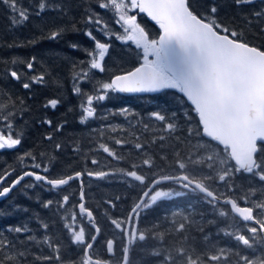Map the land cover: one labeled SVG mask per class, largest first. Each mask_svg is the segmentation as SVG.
I'll list each match as a JSON object with an SVG mask.
<instances>
[{
	"label": "trees",
	"instance_id": "trees-1",
	"mask_svg": "<svg viewBox=\"0 0 264 264\" xmlns=\"http://www.w3.org/2000/svg\"><path fill=\"white\" fill-rule=\"evenodd\" d=\"M40 2L41 0H18V10L23 8L29 13V19L22 25L14 24L12 21L15 14L7 5L0 3V127L9 128L11 125L13 136L21 138V144L16 151L11 150L9 154L13 163L8 166L17 174H22L33 169L28 165L39 163L43 167H49L46 175L51 179L82 173L87 207L94 212L101 229L99 243L105 245L107 239L113 238L118 243L119 233L111 225V220L126 217L146 190L144 185L128 177L126 172L136 170L138 174L146 177L148 183L149 180L180 172L174 166L177 152L180 153L179 158L184 159L193 154L223 155V149L215 142L208 143L209 140L202 135L196 115L178 89H165L159 94L140 96H123L110 91L104 101L97 102L94 99V117L81 123V104L86 103V96L102 94L98 90L103 83L140 65L143 62L142 53L133 43H123L115 39L112 33L120 35L121 30L117 26V19H113V14L107 13L106 16L112 19L107 22L111 25L112 33L106 40L107 43L110 42L109 53L104 61L106 71L100 73L93 70L87 65L90 57L85 50H96L94 41L85 33L90 28L94 36L101 32L86 21L89 15L98 14L101 17L104 14L103 9L98 7L100 0H44L47 5H60L61 10L46 8L37 15ZM191 3L197 14L205 13L215 5L216 18L222 24L239 32L240 38L250 45L264 49V17L254 16L256 12H264L263 0H252L251 4L239 7L234 0H191ZM138 20L149 38L157 39L161 30L159 25L148 21L144 16H139ZM61 30V35L56 39L50 38L53 31ZM72 44H78L80 49H73L70 47ZM33 57L34 67L28 70L27 62L32 61ZM82 69L88 71L90 77L88 82L80 84L85 93L83 96L73 92L76 82L74 77H80ZM13 70L20 75L19 81L10 76ZM41 74L45 77L43 83H33L29 89L23 88L24 82H30L33 76ZM53 98L60 101L57 108H45L46 102ZM123 109H127V112L122 111ZM155 112L165 115L169 122L175 123V132H166L162 122L152 115ZM45 120H51L52 126L43 123ZM60 125H63L60 131H55ZM189 129L200 130L201 136L189 138ZM49 135L53 137L52 140L46 139ZM161 136L165 137L163 141L159 139ZM116 140L121 143L117 144ZM57 143L62 146L59 150L55 147ZM102 143L115 156L105 153L99 147ZM137 143L143 146L139 150L135 148ZM161 143L164 145L163 149L160 147ZM144 159L152 161L151 169L143 164ZM93 160L97 163H92ZM133 165L136 166L135 169ZM99 171L109 175L103 179L87 175L88 172ZM184 171L193 180L202 179V173L193 168ZM206 172L207 169L204 173ZM238 182L233 186L234 192L250 189L261 191L259 187H244ZM203 183L212 189L211 184ZM230 184L233 185L232 182ZM43 188L42 201H38L35 194L28 195L25 191L0 201V237H6L15 245L11 249H0V259L5 255L15 257V264H57L55 259H37L55 255L61 256L62 264H74L81 259V246L72 243L70 233L63 227L65 223H71L70 217L76 213V228L82 226L85 229L86 240L90 234H94L91 226L78 214L81 192L79 180L70 182L61 190H51L45 186ZM39 192L43 194L42 189ZM64 195L69 197V201L63 208L56 204L50 208L42 207V203L50 199L62 201ZM197 195L198 193L192 197L177 196L171 200L164 198L144 211L140 218L141 230L153 229L154 232L162 234L163 241L152 238L133 248L131 260H135L137 264H157L156 258L148 253L157 250L163 242H176L178 245L184 243L198 252L208 251L214 246L211 243V233L201 230L203 227L199 229L204 219L200 220L204 209L198 202ZM180 200L182 207L186 209L185 214L168 207V204L179 206ZM43 223L49 225L48 229L41 226ZM167 223L171 227H162ZM181 223H185L187 227L183 232H178L176 229ZM193 223L198 226L197 229L190 227ZM22 225H27L30 231H8L10 226ZM184 235L188 237L187 241H184ZM46 237L56 243L58 253L43 243ZM222 246L220 244L218 247ZM237 247L244 249L240 245ZM256 251L259 250L252 248L250 255ZM21 252L25 254L20 256ZM100 252L92 255L103 259ZM225 254L228 264H239V258L230 259L231 254ZM248 258L264 260V249L257 256ZM3 264L13 262L4 260Z\"/></svg>",
	"mask_w": 264,
	"mask_h": 264
},
{
	"label": "snow or ice",
	"instance_id": "snow-or-ice-1",
	"mask_svg": "<svg viewBox=\"0 0 264 264\" xmlns=\"http://www.w3.org/2000/svg\"><path fill=\"white\" fill-rule=\"evenodd\" d=\"M234 2L239 7L251 4L252 0H234ZM0 3L7 5L15 14L12 21L14 24L22 25L29 19V13L26 9L20 8L18 10V0H0ZM98 7L114 10L119 16L116 23L121 25L124 34L112 33V35H115V39L123 43L134 42L136 49L142 53L144 63L134 71L127 74H117L110 82L103 83L98 90L102 94L95 95V97L87 95L86 103L81 104V123H85L89 118L94 117L96 112L93 107L94 99L97 102H102L109 96L110 91L142 93L178 89L195 106V111L199 115V124L202 126V133L210 138L208 143L216 141L218 145H223V152L227 159L234 161L233 165L223 168V171L218 174V180L223 182L230 191L233 185L228 184V180L236 173L250 174L258 178L260 182H264V49L250 45L240 38L239 32L222 24L216 18L217 7L215 5L211 6L205 13L200 14H197L193 8L191 0H100ZM46 8L61 10L60 5H47L44 0H41L36 14L39 15ZM128 9H139L141 13H147L152 20L156 21L162 30L159 38H149L145 29L137 23L136 16L127 14ZM254 16L256 18L264 17V12H256ZM86 23L103 35H110L107 21L98 14L89 15ZM62 31H53L50 38L56 39ZM85 35L94 41V49L96 50H85L86 55L90 57L87 65L93 70L104 73L106 71L104 61L109 53L110 42L104 43L97 40L91 28ZM70 47L80 49L78 44H72ZM150 57H154V59H150ZM34 60L33 57L32 61L27 62L28 70L33 69ZM10 76L17 81L21 79L15 70L10 72ZM44 79L43 74L33 76L30 82H24L22 86L24 89H29L33 83H43ZM74 80L76 82L73 85V92L77 95H85L80 84L90 80L89 72L82 69L80 77H74ZM59 103L58 99H49L44 107H50L54 110ZM122 111L127 112V109ZM152 115L156 120L162 122V127L166 132L170 134L175 132L177 125L169 122L165 115L159 112L152 113ZM43 123L52 126L51 120H45ZM61 127L63 125L56 127L55 131H60ZM9 128L11 129V125ZM187 135L189 138L201 136V131L189 129ZM46 139L52 140L53 137L49 135ZM159 139L163 141L165 137L161 136ZM116 143L120 144L121 141L116 140ZM20 144L21 138H13L12 134L7 136L0 134V150L14 149ZM55 147L59 150L62 146L57 143ZM99 147L110 156H115L105 144L102 143ZM142 147L140 143L135 144V148L138 150ZM160 147L161 149L164 148L163 143L160 144ZM197 153H199V149ZM179 157L180 153L177 152L174 158V166L180 171L179 175H164L146 183V177L138 174L136 170L125 173L128 177L144 185L147 190L143 192V196L126 217L120 220H111V225L119 233L120 243L118 245L115 238L107 239L105 251L114 256L119 250V264H131L130 253L133 248L144 244L149 239L159 238L163 241V236L159 232H154L153 229L149 228L141 230V212L152 208L158 199L171 198L180 195V193L156 190L157 185L172 181L184 189L199 190L206 197L211 198L208 201L210 204H215L220 199L204 183L194 182L190 175L184 171L193 168L195 171L204 173L207 169L209 171L203 178L214 181L217 177H213L212 171L215 170L216 159L212 155L203 156L200 154L188 155L184 159ZM92 163L95 164L97 161L93 160ZM225 163V160L219 161L221 165ZM143 164L147 165L149 169L153 167L152 161L149 159H144ZM33 167L39 169L41 165L34 164ZM133 168L135 169L136 166L133 165ZM42 171L48 173L49 167L44 166ZM11 175V172L0 174V198H6L17 185L21 184L25 177H33L36 182L50 185L51 190H57L61 186L68 185L70 181L80 179L82 173L76 172L75 175H68L67 178L50 179L46 175L34 171H24L16 179L6 184ZM87 175H94L103 179L109 173L99 171L88 172ZM152 192L154 194L150 195ZM249 192L253 196L256 195L254 189H250ZM84 198L83 183L81 182L80 200L83 201ZM243 199L247 203L248 196L246 195ZM68 201L69 197L64 195L62 201L50 199L43 202L42 207L50 208L56 204L57 207L63 208ZM224 203L230 204L232 211L243 221L253 222L258 226L244 225L253 234V237L258 232H264V201L254 202L247 207L238 206L237 202L232 199H225ZM79 215L87 217L92 223L95 234H90L86 240L85 229L79 227L77 230L76 228V213L71 215V223L63 225L70 233L72 243L81 246V259L75 261L74 264H108L106 260L94 258L92 255L94 244L100 234V228L95 226L92 220L93 213L86 209L83 202L79 204ZM219 215L224 216L225 213L220 212ZM41 226L44 229L49 227L47 223H43ZM184 229L185 225L181 223L176 231L183 232ZM8 231L22 233L30 230L27 225H22L10 226ZM226 235H232V233H226ZM234 238L243 246L252 247L250 238H246L245 235L238 234ZM187 239L188 237L185 236L184 241ZM43 243L52 248L54 252H59V248L56 247V243L51 238L46 237ZM14 247L13 241L6 237H0V249ZM212 248L214 246H211L208 251L198 252L191 245L163 242L157 250L148 254L156 258L157 264H228L225 251L223 249L214 251ZM24 254L23 252L19 253L20 256ZM41 258L46 261L55 259L57 264H62L60 255L37 257V259ZM4 260L15 264L16 258L5 255L3 259H0V264H3ZM239 264H264V260L253 261L247 256L239 255Z\"/></svg>",
	"mask_w": 264,
	"mask_h": 264
},
{
	"label": "flooded vegetation",
	"instance_id": "flooded-vegetation-1",
	"mask_svg": "<svg viewBox=\"0 0 264 264\" xmlns=\"http://www.w3.org/2000/svg\"><path fill=\"white\" fill-rule=\"evenodd\" d=\"M0 134L7 136L11 133L8 130H5L2 127H0ZM16 148H17V146H16ZM16 148L0 150V157L2 155H4L6 157V160H5L6 162H4V163L0 162V174H3L4 172H11L12 173V175L8 177L6 184L10 183L12 180H14V176L16 179L18 177V175H21V174H17L13 169H9V166H7L10 164V162H8V160H11L9 158V154H10L11 150L16 151ZM211 155L213 156L214 153H212ZM35 164H39V163H35ZM28 167L33 168V169H29V171H34L37 173H41L42 168H43L42 165H41V168H39V169L34 168L33 165H28ZM23 168H24V166H23ZM179 174H180V172L178 174H173V175H179ZM246 176L250 180L256 179V177H253L250 174H247ZM213 177H217V178L214 181H210V180H206V181H207V183L213 185L214 193H216L221 199H226V198L230 197L229 192H228L229 188H227L226 186H224L222 184H220L221 186L217 184V182H218L217 174H214ZM78 180L80 181V179H78ZM204 180L205 179H203V181ZM244 181H246V180L244 179ZM79 184H80V182H79ZM20 186L21 187L18 190V193H20L21 191H25L28 195L35 194L38 201H42V199L44 197V190H43L44 184L42 182H36L32 177H29L27 180L22 181ZM66 187H64L63 189H65ZM31 188H33V189H31ZM220 188H221V191H220ZM39 189H42L43 194H41L39 192ZM156 190L169 191V192L174 191V192L180 193V195H178V196H189V197H192L193 195H196L198 193V195H197L198 202L202 205V207L204 209V213L200 217V220H202L203 218L204 219H203L202 225H201V227H199V229H201L203 227L201 230H206V231H209L211 233V243L214 244V251H218V248H219L218 246H220V244L225 245V244H228L229 242H232L235 239L234 236L238 235V234H243L246 236V238H250V243L252 244V246L255 244H258V243H261L262 245H264V232H258V234L255 237H253V234L251 232H249L247 230V228L244 227V225L247 224L249 227H251V226L258 227V226L253 224V222H245L241 218L235 216L234 213L232 212L229 204H225L221 200H218L215 204H210L208 202L210 200V198L206 197L202 193L194 192V191H187V189L182 188L178 183H174V182H168L165 184L158 185L156 187ZM152 194H154V192L150 193V195H152ZM235 195H239V203L241 205H244V207L251 206L254 202L264 201V191H256V195L253 196L250 194L249 191L243 190V191L237 192ZM246 195L248 196L247 203L243 199V197H245ZM173 197H177V196H172L171 198H173ZM171 198H168V200H171ZM163 199L164 198L158 199V201L163 200ZM182 206L183 205H182L181 200H180L179 206H176V205L170 206L168 204V207L171 210H173V211L176 210L182 214H185L186 209H184ZM144 211H146V210H144ZM144 211H142L141 214ZM220 212H224L225 215L220 216L219 215ZM183 224L185 225V228H186L187 225L185 223H183ZM140 225L142 226V222H140ZM162 227H164V228L165 227H171V224L170 223L163 224ZM177 227L179 228L180 224ZM190 227L194 228V229L198 228V226L194 223L191 224ZM226 233H232V235H226ZM183 237H185V235ZM99 240L100 239H98V241L95 243L94 251L92 253L96 254V253H99L100 251H104V252H100L103 254V260H109L113 264H119V258H120L119 250H117L118 257H116V258L115 257H108V255L105 251V245L106 244L104 245L103 243H99ZM119 243H120V241H118L117 244L119 245ZM130 261H131V264H137V262L135 260L130 259Z\"/></svg>",
	"mask_w": 264,
	"mask_h": 264
},
{
	"label": "water",
	"instance_id": "water-1",
	"mask_svg": "<svg viewBox=\"0 0 264 264\" xmlns=\"http://www.w3.org/2000/svg\"><path fill=\"white\" fill-rule=\"evenodd\" d=\"M139 13H141L140 11H139ZM141 14H145L150 20H152V18L151 17H149L148 15H147V13H141ZM154 21V20H153ZM162 34V33H161ZM143 65V64H142ZM141 66V65H140ZM140 66H138V67H140ZM136 69V68H135ZM134 69V70H135ZM134 70H132V71H134ZM128 73V72H127ZM127 73H124V74H127ZM114 79V78H113ZM160 92H162V90L161 91H158V92H142V93H120V94H123V95H140V94H158V93H160ZM183 94V93H182ZM183 96L187 99V96L185 95V94H183ZM188 100V99H187ZM188 102L195 108V106L192 104V102L190 101V100H188ZM198 114V113H197ZM198 118H199V115H198ZM204 135V134H203ZM205 136V135H204ZM206 138H209V137H207V136H205ZM210 139V138H209ZM218 143V142H217ZM221 146H223V145H221ZM26 178V177H25ZM195 182V181H194ZM9 195H10V193H9ZM8 195V196H9ZM7 196V197H8ZM143 196V195H142ZM1 199H4V198H0V200ZM226 199H232V198H226ZM219 200H221V201H223L224 202V200L223 199H219ZM232 200H234V199H232ZM81 202H83L84 204H85V207H86V201H85V198H84V200L83 201H81L80 200V203ZM237 202V201H236ZM238 204V203H237ZM230 205V204H229ZM238 206H240V207H244V206H241V205H239L238 204ZM230 207H231V205H230ZM86 209L88 210V211H91L90 209H88L87 207H86ZM232 210V209H231ZM78 211H79V206H78ZM92 212V211H91ZM233 212V211H232ZM93 213V212H92ZM236 216H238L235 212H233ZM86 217V216H85ZM239 217V216H238ZM240 218V217H239ZM92 220H93V222L95 223V226L96 227H98L97 226V224H96V222H95V218H94V214H93V218H92ZM86 221H87V223H90L89 222V220L87 219V217H86ZM90 225L92 226V223H90ZM108 264H110V263H108Z\"/></svg>",
	"mask_w": 264,
	"mask_h": 264
},
{
	"label": "bare ground",
	"instance_id": "bare-ground-1",
	"mask_svg": "<svg viewBox=\"0 0 264 264\" xmlns=\"http://www.w3.org/2000/svg\"><path fill=\"white\" fill-rule=\"evenodd\" d=\"M26 171H29V169L28 170H26ZM29 177H26L23 181H25V180H27ZM82 178H83V176H81V178H80V185H81V182L83 183V192H84V196H85V190H84V182H83V180H82ZM73 181H75V180H73ZM70 182H72V181H70ZM69 182V183H70ZM50 186V185H49ZM67 185H64V186H61L60 187V189H57V190H61V189H63L64 187H66ZM51 187V186H50ZM31 189H33V188H31ZM80 197V196H79ZM94 218H95V215H94ZM88 224H90V223H88ZM99 237H100V234H99V236H98V239H99ZM98 241V240H97ZM95 245V244H94Z\"/></svg>",
	"mask_w": 264,
	"mask_h": 264
},
{
	"label": "rangeland",
	"instance_id": "rangeland-1",
	"mask_svg": "<svg viewBox=\"0 0 264 264\" xmlns=\"http://www.w3.org/2000/svg\"><path fill=\"white\" fill-rule=\"evenodd\" d=\"M135 10H137V9H128L127 10V14L128 15H130L133 11H135ZM119 17V16H118ZM71 100H72V97H70L69 98V102H71ZM8 166V165H7ZM261 188H264V182H262V184H261Z\"/></svg>",
	"mask_w": 264,
	"mask_h": 264
}]
</instances>
